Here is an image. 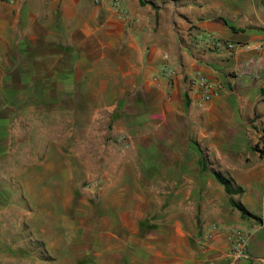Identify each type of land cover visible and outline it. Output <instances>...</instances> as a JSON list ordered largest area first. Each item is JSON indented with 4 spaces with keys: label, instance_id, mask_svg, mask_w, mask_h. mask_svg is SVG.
<instances>
[{
    "label": "rangeland",
    "instance_id": "rangeland-1",
    "mask_svg": "<svg viewBox=\"0 0 264 264\" xmlns=\"http://www.w3.org/2000/svg\"><path fill=\"white\" fill-rule=\"evenodd\" d=\"M10 1L21 4L25 0ZM47 1L27 0L41 34L46 30L41 24L50 23ZM87 1L91 6L98 4ZM124 11L128 18L120 20L126 28L130 16ZM53 18L54 23L61 20L56 13ZM70 22L69 35L82 36V25L78 27L73 16ZM93 28L87 33L84 51L96 61L102 50ZM35 51L42 56L33 63L27 56L10 59L13 67L6 74V85L16 89L7 95L12 98L9 105L0 104V115L9 119L8 124L3 120L0 129L1 244H96L104 226H123L128 205H135L136 224L145 215L156 219L164 197H173L166 191L179 187L181 193L171 202L182 203L186 226L192 224L198 238L207 243L200 239L196 246L192 243L185 250V263L203 258L204 264H264V159L259 160L253 149H264L260 132L244 139L247 152H228L226 161L219 162L205 149L196 153L191 148L197 140L189 122L190 110L181 114L180 107L169 103L167 93L145 84L143 73L117 74L109 66L92 63L71 66L67 72L57 58L51 59L54 65L50 67V45L39 43ZM200 154L208 170H197ZM238 160H243L242 167L233 169ZM146 162L162 167L150 169L156 180L150 185L142 184ZM211 169L225 175L233 170L238 173L243 192L234 199L252 215L241 216L229 203ZM174 173L183 176L180 186L160 181ZM144 201L151 208L144 210ZM212 225L219 229L222 244H212L214 236L206 239ZM233 228L247 233V258L230 255L225 233ZM37 252L43 255L44 249ZM0 264L13 263L0 258Z\"/></svg>",
    "mask_w": 264,
    "mask_h": 264
},
{
    "label": "crops",
    "instance_id": "crops-1",
    "mask_svg": "<svg viewBox=\"0 0 264 264\" xmlns=\"http://www.w3.org/2000/svg\"><path fill=\"white\" fill-rule=\"evenodd\" d=\"M145 1L149 3L123 1L122 7L130 16L129 27L125 28L111 0H97L95 6L87 0H48L50 23L41 24L46 29L41 34L27 0L21 4L0 0V104L7 106L12 99L7 98L5 92L8 88L6 74L13 67L9 65L10 59L27 56L33 63L36 57L42 56L35 51L42 43L50 45V67L54 65L51 59L57 58L67 72L71 66L92 63L109 66L117 74L143 73L145 84L167 93L169 103L180 107L181 114L190 110L189 122L197 140L191 148L196 153L205 149L219 162H225L226 153L245 152L248 146L244 139L261 133L264 127V0ZM55 13L61 18L56 23ZM71 16L78 27L82 25V36L69 35ZM92 25L95 42L102 50L96 61L90 60L87 49L84 51ZM211 37L248 44L252 48L214 51L204 42ZM258 45L263 47L258 48ZM163 68L173 69L176 74L167 78L161 73ZM196 75L221 82L225 89L219 96L198 106L196 93L186 92L187 80ZM8 121L4 120L6 124ZM187 149L188 146L183 147ZM258 159L264 158L258 156ZM196 164L198 170L200 165ZM142 165L143 174L148 176L143 178L142 184L154 183L156 180L151 178L150 169L162 167L155 162ZM242 165L243 160H238L232 168L240 169ZM175 174L160 178V181L180 186L183 176ZM226 176L241 186L242 180L234 170ZM166 193H172L173 197H164L157 222L150 214L143 219L139 217L141 220L136 224L135 205H128L123 226H104L96 236V244H30L24 247L23 244L0 243V258H8L13 264H204L203 258L185 263L188 260L184 257L185 250L196 246L200 238L192 224L191 228L186 226L179 207L182 203L171 202L174 195L181 193V188L173 187ZM144 204V210L151 208L146 206L147 201ZM169 205L175 209L167 208ZM138 213V216L144 215V212ZM112 219L117 223V218ZM213 236L212 244H222L219 232ZM201 242L207 244L200 239ZM40 247L44 249L43 255L37 254Z\"/></svg>",
    "mask_w": 264,
    "mask_h": 264
},
{
    "label": "built area",
    "instance_id": "built-area-1",
    "mask_svg": "<svg viewBox=\"0 0 264 264\" xmlns=\"http://www.w3.org/2000/svg\"><path fill=\"white\" fill-rule=\"evenodd\" d=\"M123 0H111V6L118 15V17L126 21L128 18L127 13L122 7ZM204 42L209 44V47L214 51H228L232 52L240 47L252 48L248 44H241L239 42H230L216 37H211ZM258 48H262L263 45H258ZM161 73L167 78H171L176 74L173 69L163 68ZM224 85L221 82L210 80L203 75H196L187 80V91H194L196 93V104L202 106L206 101L217 97L224 90ZM219 229L216 225H212L208 228L205 237L206 239L212 238L213 235L218 232ZM225 239L229 244L230 255L234 259L247 258V233L241 228H233L225 233Z\"/></svg>",
    "mask_w": 264,
    "mask_h": 264
},
{
    "label": "trees",
    "instance_id": "trees-1",
    "mask_svg": "<svg viewBox=\"0 0 264 264\" xmlns=\"http://www.w3.org/2000/svg\"><path fill=\"white\" fill-rule=\"evenodd\" d=\"M139 2L142 5L145 3H149L145 0H139ZM15 89L16 88L12 89L11 87L8 86V88L5 89L6 95H8L10 97V93H15ZM21 89L22 90L27 89V87L26 88L21 87ZM38 91H41L42 94H45L43 89L42 90L40 89ZM3 120H5V117L0 115V129L4 128V124H2ZM261 134L263 135L262 140L264 141V127L261 130ZM253 149H254V151H256L259 154L260 157L264 158V149H260V148H258V146H255ZM198 163L200 165V168L203 171L208 170L207 161L205 160V158L201 154L198 158ZM210 171L212 172L213 177L216 179V181L223 187L226 195L228 196L229 203L239 211L240 215L243 217L252 215L248 211V209L246 208L245 205H243L240 201H237L234 199L235 195H239L240 193L243 192V188L239 185L234 184L233 180L230 177L226 176L225 174H222V173H220L216 170H213V169H211Z\"/></svg>",
    "mask_w": 264,
    "mask_h": 264
}]
</instances>
